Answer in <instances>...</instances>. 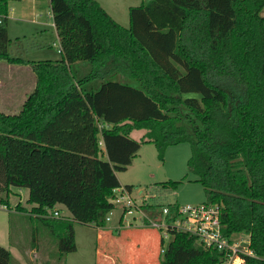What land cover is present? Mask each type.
<instances>
[{
	"label": "trees",
	"instance_id": "16d2710c",
	"mask_svg": "<svg viewBox=\"0 0 264 264\" xmlns=\"http://www.w3.org/2000/svg\"><path fill=\"white\" fill-rule=\"evenodd\" d=\"M9 1L20 0H0V61L29 66L35 84L19 112H0V207L9 208L12 187L28 189L31 218L50 231L62 258L76 250L73 222L106 226L121 187L116 174L142 142L159 160L185 143L188 172L206 203L221 205L222 234L248 235L254 256L245 264H264V0H146L128 9V27L95 0H49L61 58L40 62L8 52ZM80 63L90 67L84 76ZM133 130H145L141 141ZM177 184L146 187L154 194L143 213L156 220L166 208L173 220L179 205L165 202V191ZM56 205L69 217L52 218ZM161 253L158 264L222 257L174 231ZM10 257L0 247V264Z\"/></svg>",
	"mask_w": 264,
	"mask_h": 264
},
{
	"label": "rangeland",
	"instance_id": "374dc122",
	"mask_svg": "<svg viewBox=\"0 0 264 264\" xmlns=\"http://www.w3.org/2000/svg\"><path fill=\"white\" fill-rule=\"evenodd\" d=\"M95 1L115 22L127 27L128 9L140 5L143 0ZM7 6L9 14L5 26L10 40L8 52L31 62L59 60L61 58L58 53L59 41L50 17L49 0L9 1ZM10 9H12L11 12ZM260 16L264 18V9L260 11ZM0 74L4 78L5 73L0 72ZM113 77V80L117 81L120 75L114 74ZM28 92L30 91L26 83L22 89L15 90L16 95L0 96V111L17 112L21 96H25ZM144 133L145 130H133L130 137L141 141ZM189 156V146L183 143L167 147L163 160H159L154 145L142 142L131 165L126 171L116 175L121 186L133 187L130 197L136 203H140L143 195L154 194L153 189L145 192L146 187L176 181L178 184L174 191H165V202H176L179 206L201 204L206 202V197L202 186L195 182V176L187 170L186 162ZM101 158L105 159V156L102 155ZM115 194L118 195L119 192L116 191ZM27 198L28 189L12 187L9 208L0 207V247L9 251L11 256L9 264H99L96 255L98 228L73 222L76 250L60 258L55 239L50 231L41 220L31 218L29 211L32 205L27 203ZM17 204L27 212L17 211L15 209ZM120 208V205H117L108 215L109 219L106 222L113 236H117L113 228L121 226L118 224ZM54 211L64 218L69 217V212L62 205L54 206L50 213ZM122 227L126 228L121 230L118 236L120 239L112 243L108 241L109 250L121 257L120 260L125 261L131 257L130 246L133 242L143 245L148 242L149 237L150 243L146 248L150 249L148 257L138 258L136 262L137 264H158L161 261V245L157 242L159 232L143 225L138 211L132 210L131 214L125 215ZM233 238L246 239V235L234 234ZM167 241H163V247L166 246ZM106 264H112L111 260H107Z\"/></svg>",
	"mask_w": 264,
	"mask_h": 264
},
{
	"label": "built area",
	"instance_id": "2783aa9c",
	"mask_svg": "<svg viewBox=\"0 0 264 264\" xmlns=\"http://www.w3.org/2000/svg\"><path fill=\"white\" fill-rule=\"evenodd\" d=\"M117 192L119 194L116 195L114 192V198L111 201L115 207L120 205L121 214L126 209L123 217L131 214L132 210L138 211L141 214V221H146V223L143 222V225L157 230L162 241L170 240L171 231L191 234L195 237L196 243L204 250L216 249L222 253L220 261L216 264H245L246 257L254 256L249 248L248 235H246V239L235 240L234 235L226 238L222 234L220 204L203 202L196 205L179 206L177 216L171 221L166 220L167 209L163 208L161 217L155 220L146 216L140 208L143 201L148 200V194L142 196L140 203H136L124 188L118 189ZM110 214L111 212L108 215ZM108 215L106 221L109 219ZM52 218L64 219L57 211L53 212Z\"/></svg>",
	"mask_w": 264,
	"mask_h": 264
},
{
	"label": "crops",
	"instance_id": "0c3cea01",
	"mask_svg": "<svg viewBox=\"0 0 264 264\" xmlns=\"http://www.w3.org/2000/svg\"><path fill=\"white\" fill-rule=\"evenodd\" d=\"M142 2L146 3V0H143ZM11 10L12 9H10V12H11ZM8 14H9V11H8ZM50 17L52 19L51 12H50ZM7 19H8V15L6 17V20ZM52 24H53V21H52ZM128 25H129V20H128ZM53 26H54V24H53ZM7 36H8V30H7ZM58 53H59V49H58ZM89 68L90 67L88 64L80 63L79 65H77L75 70H76L78 75L84 76L88 73ZM0 72L5 73L4 78H2L1 77L2 74H0V96L1 97L5 96V95L6 96L16 95L15 90L16 89H22L26 83H27L28 91L31 92L33 90L34 84H35V77H34V74H33L32 70L30 69L29 66L7 64L5 62L3 63L2 61H0ZM30 92L25 93V96H21L19 110L21 109V106H22L26 96ZM21 95H23V93H21ZM19 110L17 112H19ZM0 112H2V111H0ZM17 112H15V113H17ZM3 113H5V112H3ZM15 113H5V114H15ZM120 188H122V186ZM120 188H118V189H120ZM118 189H116L115 192ZM120 216H121V212H120V215L118 218V224L121 226L113 228L114 231L117 233V236L112 235L111 230H108L107 225L104 228H98L97 242H96V255L99 259V264H106L107 260H109V259L111 260L112 264H137L136 260L138 258L148 257L150 249H146V248H148L147 244L150 243L149 237L147 238L148 242L143 243V245L136 244V242L135 243L133 242V244H131V246H130L131 247L130 248L131 257L126 259L125 261L120 260L121 257H119L118 255L114 254L112 251L109 250V248H108L109 242L108 241H110V243H112V241H114V240H119L120 238H118V236L122 232L121 230H124V228H126V227H122V223L124 222L125 217H123L122 221L119 222ZM157 242L159 244V237H158ZM162 247H161V249H162Z\"/></svg>",
	"mask_w": 264,
	"mask_h": 264
}]
</instances>
